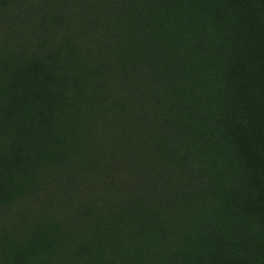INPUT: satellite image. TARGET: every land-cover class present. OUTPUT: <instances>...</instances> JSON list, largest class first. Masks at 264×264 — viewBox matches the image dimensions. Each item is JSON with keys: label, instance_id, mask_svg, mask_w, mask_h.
<instances>
[{"label": "trees", "instance_id": "16d2710c", "mask_svg": "<svg viewBox=\"0 0 264 264\" xmlns=\"http://www.w3.org/2000/svg\"><path fill=\"white\" fill-rule=\"evenodd\" d=\"M10 8L43 40L0 56V208L117 161L101 202L1 235L0 264H264V0Z\"/></svg>", "mask_w": 264, "mask_h": 264}, {"label": "rangeland", "instance_id": "374dc122", "mask_svg": "<svg viewBox=\"0 0 264 264\" xmlns=\"http://www.w3.org/2000/svg\"><path fill=\"white\" fill-rule=\"evenodd\" d=\"M18 14L17 10L0 11V56L8 53H18L20 50L29 52L35 49V44H41L42 38L34 33L33 21ZM57 36H51L44 40L51 49ZM86 51L79 54L83 57L81 64L85 73L94 70V63L90 68L85 63L95 62V57L85 58ZM84 65V67H83ZM90 86L95 81L90 78ZM105 97L98 102H105ZM109 101V100H108ZM106 111V110H104ZM93 124L101 131L109 130L111 114L102 112ZM108 117V119H107ZM103 134H99V138ZM103 149L95 153L102 152ZM108 155V153H106ZM117 159L111 157L108 160L97 157L96 159L85 158L77 165H70L61 169H53L46 172L42 189L36 194L25 196L6 208H0V236L10 232H21L28 227L35 226L49 217L73 216L75 209L80 204L88 205L90 202L99 203L111 188L107 181L115 168ZM119 173V172H117Z\"/></svg>", "mask_w": 264, "mask_h": 264}]
</instances>
